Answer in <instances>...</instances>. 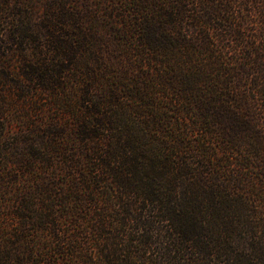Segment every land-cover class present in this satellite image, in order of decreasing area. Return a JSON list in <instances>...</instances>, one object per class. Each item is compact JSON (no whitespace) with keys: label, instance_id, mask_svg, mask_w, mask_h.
Masks as SVG:
<instances>
[{"label":"trees","instance_id":"trees-1","mask_svg":"<svg viewBox=\"0 0 264 264\" xmlns=\"http://www.w3.org/2000/svg\"><path fill=\"white\" fill-rule=\"evenodd\" d=\"M0 264H264V0H0Z\"/></svg>","mask_w":264,"mask_h":264}]
</instances>
